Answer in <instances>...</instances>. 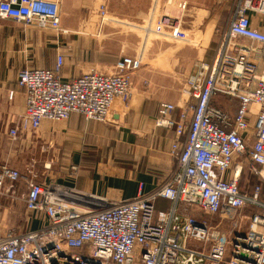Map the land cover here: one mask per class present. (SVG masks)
Listing matches in <instances>:
<instances>
[{"label": "built area", "instance_id": "obj_1", "mask_svg": "<svg viewBox=\"0 0 264 264\" xmlns=\"http://www.w3.org/2000/svg\"><path fill=\"white\" fill-rule=\"evenodd\" d=\"M252 12L264 16V0H237L214 61L197 64L185 84L188 109L175 119L177 106L161 104L156 126L176 134L175 169L164 183L149 195L141 185L136 198L123 202L30 181L24 202L41 226L21 234L6 229L0 203V264H264V33L252 27ZM0 19L68 33L61 27V0H0ZM147 30L188 41L179 20L168 17ZM62 66L59 56L54 70L19 72L25 130L37 131L46 120L66 122L73 114L106 123L117 100L130 103L142 59L123 57L113 74L91 71L71 81L62 80ZM15 96L8 92L10 101ZM220 97L237 102L234 114L216 104ZM19 133L14 127L10 136L15 140ZM244 167L260 180L249 192L240 185ZM20 179L18 170L0 165V199L5 184ZM227 209L249 211L240 219L248 223L246 231H236L231 242L206 218L225 217Z\"/></svg>", "mask_w": 264, "mask_h": 264}, {"label": "crops", "instance_id": "obj_2", "mask_svg": "<svg viewBox=\"0 0 264 264\" xmlns=\"http://www.w3.org/2000/svg\"><path fill=\"white\" fill-rule=\"evenodd\" d=\"M234 3L237 0H61V27L68 31L61 36L0 19V165L22 170L33 163L45 170L44 176L5 184L0 199L4 225L26 226L27 232L40 228L41 217L28 213L24 202L31 180L54 181L123 202L136 198L141 185L144 195L161 186L175 169L171 148L176 134L156 126L160 106L175 104V119L188 109L185 84L197 64L214 61ZM166 17L179 20L188 41L147 30ZM250 19L252 27L264 33V16L251 13ZM59 56L63 81L91 71L113 74L123 57L142 58L130 103L117 100L107 123L75 114L66 122L46 120L37 131L25 130L21 118L26 100L18 74L25 68L54 70ZM10 90L16 91L13 101ZM215 102L230 113L236 111L235 101ZM14 127L20 132L15 140L10 136ZM74 166L77 174L71 173Z\"/></svg>", "mask_w": 264, "mask_h": 264}, {"label": "rangeland", "instance_id": "obj_3", "mask_svg": "<svg viewBox=\"0 0 264 264\" xmlns=\"http://www.w3.org/2000/svg\"><path fill=\"white\" fill-rule=\"evenodd\" d=\"M250 14H249V17H250ZM232 18H233V11L229 12L228 18L226 20L227 26H226L225 30L228 29ZM130 58H132V57H130ZM133 59H139V58H133ZM114 71H115V68H114ZM99 73H101V72H99ZM261 73H262V71H261ZM101 74H104V73H101ZM135 74L132 76L133 88H134L133 78H134ZM221 98L222 97L217 98V99H221ZM109 116H110V114H109ZM178 118H179V116H178ZM108 119H109V117H108ZM44 151H45V149H43V152ZM38 166L39 165H35V164L31 163L30 165H25V169H22V170L15 169V170H18L20 172V174H21V179L18 182H24L23 178L25 176L28 177V176H33L34 175L35 178H37V175L44 176L45 175V172H44L45 170H43V171L39 170ZM78 172H79V168H78L77 173ZM71 173L73 174V171H71ZM31 181L35 182V183H39L38 181H35V180H31ZM257 183L258 182H257L256 178L253 177L252 172L248 168L244 167V169L242 171V174H241V178H240L241 189L243 191L249 192L257 185ZM241 215L242 216L243 215H249V211H245V212H242V214H240L239 212H235V211H232L230 209H227L225 211V217H224V214H223V215L217 216V217H206V218H207V221L209 222V224L211 225V227L219 228L220 230H222L225 233V235H226L227 239L229 240V242H231V238H232V236L234 235V233L236 231L244 233L246 231V229H247L248 223L246 221H244V222L240 221ZM237 225H239L238 228H236ZM5 227L8 230L17 231L18 234L27 232V227L26 226L22 227L21 225H18L16 227H7V226H5ZM33 230H36V229H33Z\"/></svg>", "mask_w": 264, "mask_h": 264}, {"label": "trees", "instance_id": "obj_4", "mask_svg": "<svg viewBox=\"0 0 264 264\" xmlns=\"http://www.w3.org/2000/svg\"><path fill=\"white\" fill-rule=\"evenodd\" d=\"M74 115V114H73ZM78 115V114H77ZM82 116V115H81ZM83 118H84V116H82ZM248 163V162H247ZM248 165L250 166V164L248 163ZM253 177H255L256 178V180H257V185H259L260 184V180H259V177H258V175H257V173H255L254 175H253Z\"/></svg>", "mask_w": 264, "mask_h": 264}]
</instances>
